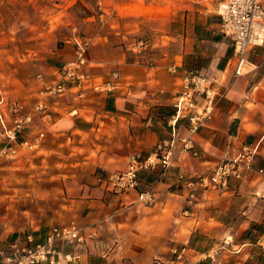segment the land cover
<instances>
[{
    "label": "crops",
    "instance_id": "crops-1",
    "mask_svg": "<svg viewBox=\"0 0 264 264\" xmlns=\"http://www.w3.org/2000/svg\"><path fill=\"white\" fill-rule=\"evenodd\" d=\"M67 1L88 14L67 24L71 28L64 33L54 23L60 0H0V53L13 60L0 73L11 75L3 84L10 95L0 86V101L33 106L73 59L70 32L80 26L92 42L88 58L94 82H105L118 70L121 87L86 101H49L47 112L36 116L24 137L43 133L40 148L5 168L11 179H5L0 196L5 205L0 261L12 243L25 246L32 236L33 246L42 244L55 226L76 222L86 243L59 248L78 253V264H106L103 256L116 238L126 264H153L175 248L185 250L180 264H264L259 242L241 239L253 226L264 225V176L252 172L218 190L188 186L259 142L255 167L264 169V46L248 52L251 72L235 78L238 59L232 39L221 32L217 0ZM160 41L163 55L144 61L145 50ZM190 71L216 78V90L225 91L194 138L199 156L185 153L154 183L151 204L143 203L141 194L158 170L141 172L136 189L114 193L107 179L126 171L131 157L146 158L163 141L179 148V139L189 135L188 120L170 124L169 119ZM0 108L7 113L5 104ZM78 154L82 163L63 160ZM17 218L14 228L10 220ZM224 240L230 244L221 248ZM213 248L219 250L207 258Z\"/></svg>",
    "mask_w": 264,
    "mask_h": 264
},
{
    "label": "built area",
    "instance_id": "built-area-1",
    "mask_svg": "<svg viewBox=\"0 0 264 264\" xmlns=\"http://www.w3.org/2000/svg\"><path fill=\"white\" fill-rule=\"evenodd\" d=\"M217 12L221 18V32L233 41V48L238 59L234 77L238 78L251 72V65L247 54L252 49L264 46V5L263 0H217ZM75 53L72 60L67 61L58 74V79L46 84L41 90L36 103L28 108L20 102L6 103L7 113L0 108L1 136L5 146L0 150V156L9 160H18L32 155L40 148L44 134L40 133L31 139L24 134L32 126L39 113L47 112V102L58 103L64 98L75 97L86 101L91 94L109 95L121 87V75L118 70L113 71L108 80L102 83L94 82V75L90 71L91 62L88 58L91 39L75 33L72 37ZM218 80L204 75L199 71L188 72L182 80V88L175 96L173 102L174 114L170 117V124L178 120H188L190 123L189 135L179 139L181 146L177 148L173 142L163 141L156 150L146 158L131 157L126 171L117 172L108 177V185L116 194H123L136 189L138 177L141 172L158 170L159 180L166 172L175 166L179 159L188 152L198 157L199 152L195 146V136L199 133L205 122L209 120L218 101L224 97L225 91H217ZM204 101V106L199 101ZM261 143L254 147L245 148L236 158L220 163L206 176L199 177L197 182H188L192 189H225L230 180H242L245 175L255 172L264 176V169L255 167ZM185 175L180 176L184 180ZM156 181V182H158ZM155 182V183H156ZM141 201L151 204L154 193L151 187L141 194ZM83 227L76 222L55 226L42 244L33 246V237L26 238V245L16 243L10 245L8 254L3 255L0 264H78L79 254L67 253L60 249L65 245L79 247L86 243ZM93 236L90 235V238ZM230 241L224 240L220 246L225 248ZM260 248L264 253V237L259 240ZM219 248H213L207 253V258L213 259ZM123 243L116 238L114 244L104 254L106 264H126L122 258ZM167 258L155 257L153 264H180L184 259L185 250L175 248Z\"/></svg>",
    "mask_w": 264,
    "mask_h": 264
},
{
    "label": "rangeland",
    "instance_id": "rangeland-1",
    "mask_svg": "<svg viewBox=\"0 0 264 264\" xmlns=\"http://www.w3.org/2000/svg\"><path fill=\"white\" fill-rule=\"evenodd\" d=\"M94 1L95 0H93V2ZM71 2H73V1L60 0V6L59 7L54 6V8H57L59 10V12H57L59 14L55 17L54 23L60 24V27L63 28V30L65 31L64 33H66L68 30L66 28H71V26L70 25L68 26L67 24L82 20L88 14V12H86L85 9H83L81 6L72 5ZM263 5H264V0H263ZM47 12L48 11H45V14H44L46 18L50 16V12H48L49 13L48 16L46 15ZM57 13H55V14H57ZM94 13H97L99 15L98 7ZM45 22H46V19H45ZM73 31L70 32L71 36H73L75 33L80 34L82 36H89V33H88L89 31H86L85 26H80L74 32ZM146 45L147 44L145 43V44L140 45V47L144 48ZM155 45L156 46L154 48H152L151 47L152 45L150 44L148 49L145 50V52H147V55H146L144 61L152 62L153 59H156L159 56L163 55L165 48L162 46V41H160L159 43L156 42ZM6 55H7V53H5L4 51L0 53V73H3L5 70V67H3V66H6L8 64L13 63V60L6 59ZM8 77H11V75H7L5 78L3 74H0V86L2 87V91L4 92V95H6V94L10 95L9 91L7 90V85H5V86L3 85L5 83V80ZM1 132H2V128L0 126V150L6 144L4 138L1 136ZM35 155L36 154H34V158L32 159V161H34V163L36 162V160L38 158V156H35ZM66 156L69 158V160H67V159H63V160L66 162H69L70 164L83 162V154L66 155ZM14 162H18V161L9 160V159H6L5 157L0 156V196L3 195V192H4L3 185H4L5 179H7V180L11 179L10 178V171H7V169H5V168L9 165V163H14ZM70 168H73V167H70ZM76 168H80V166L76 167ZM13 178H14V176H12V179ZM4 208H5L4 203L0 202V213L1 214L4 213ZM16 208L19 209V206L16 205ZM19 221L20 220L18 218L14 219V220H10V222L14 226V228H17V226L19 225ZM2 222H3V220L0 219V223H2ZM253 234H256V233L253 232ZM259 238L257 239V242H259V240H260ZM241 239L243 240L244 237L242 236Z\"/></svg>",
    "mask_w": 264,
    "mask_h": 264
},
{
    "label": "trees",
    "instance_id": "trees-1",
    "mask_svg": "<svg viewBox=\"0 0 264 264\" xmlns=\"http://www.w3.org/2000/svg\"><path fill=\"white\" fill-rule=\"evenodd\" d=\"M174 114V113H173ZM172 114V115H173ZM144 172H149V171H144ZM159 180L158 174L156 175V177L154 178V180L150 183L148 189L150 187H152V185ZM253 232H255L256 234H253ZM264 236V225H255L253 226L252 229L248 230L244 235V239L250 240L254 243H258L257 239L260 237ZM259 238V239H260Z\"/></svg>",
    "mask_w": 264,
    "mask_h": 264
}]
</instances>
